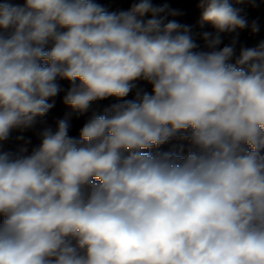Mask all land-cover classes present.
<instances>
[{"label":"clouds","instance_id":"1","mask_svg":"<svg viewBox=\"0 0 264 264\" xmlns=\"http://www.w3.org/2000/svg\"><path fill=\"white\" fill-rule=\"evenodd\" d=\"M244 4L199 0L201 44L166 3L0 0V145L61 93L71 109L0 151V264H264V41L237 55V30L259 32Z\"/></svg>","mask_w":264,"mask_h":264},{"label":"trees","instance_id":"2","mask_svg":"<svg viewBox=\"0 0 264 264\" xmlns=\"http://www.w3.org/2000/svg\"><path fill=\"white\" fill-rule=\"evenodd\" d=\"M164 1L166 2V4L169 5L170 9H176L179 11L197 0H152V3L154 5L159 6V5H163L162 2ZM14 2L23 3V0H14ZM96 2L105 6L109 11H116L108 6L107 0H96ZM132 2L133 0H127V3H128L127 9L130 7ZM241 7H243L244 9L243 14L246 16L249 25L252 23V21L257 22L258 16H257V10L255 9V7L251 6L250 4H244ZM201 13H202V9L198 7L197 9L191 11L190 13L186 14L185 16L178 19L177 21L182 24L189 25L191 29L194 30V34L197 35L198 43L202 44L203 42L199 40V35L205 31H214V29L212 28L210 24L201 23V19H200ZM237 33H238V44H237V54H238L240 46L249 45L254 34L251 32L250 28H246L243 30H237ZM237 33L223 34V44L221 45V47H223L225 44L230 43L233 36L237 35ZM60 84L65 89L69 87V84L67 81H60ZM138 84L139 85L141 84L140 91L151 93L152 86L147 81H139ZM62 96H63V93H61V95L56 98L55 107L51 109L44 117L40 118L39 122L34 128L24 131V132L14 130L11 133L10 138L6 142H3L2 145H0V151H7V152H11L15 154L17 150H20L25 145L23 141H18L16 139L17 136L22 135L25 140L32 141L39 137L38 133L41 130H43V128L51 127L54 121L59 117V115L69 109L67 106H65L62 103ZM111 103H114L112 98L102 101V109ZM88 119L89 117L87 113L79 117L78 119L75 116H73L70 119V124H71L70 135L78 137L80 128L84 125V123ZM170 147H171V144L162 146L164 150H167ZM0 219H2V217H0Z\"/></svg>","mask_w":264,"mask_h":264},{"label":"built area","instance_id":"3","mask_svg":"<svg viewBox=\"0 0 264 264\" xmlns=\"http://www.w3.org/2000/svg\"><path fill=\"white\" fill-rule=\"evenodd\" d=\"M198 2L199 0L193 2L192 4L188 5L187 7L179 10L178 12L180 13L179 15L176 16H170L168 17L169 20H178L180 18H182L183 16H185L186 14L190 13L191 11L195 10L198 8ZM166 2H162V4H165ZM170 8V7H169ZM255 9L257 10V24L259 25V32L255 33L249 43V45L245 46V47H255L257 46L261 41H264V2H261V0H257V5L255 6ZM193 34H194V30H192ZM238 55V54H237ZM141 88V84H138V90H140ZM135 98V91L130 93L128 97H126V99H134ZM113 102L115 101V98H112ZM102 110V101L99 102H95L93 103L90 111L87 113L88 117L90 118V116L92 115L93 112H101ZM69 112H71V109H68L67 111L61 113L59 115V117L54 121V123L52 124V128H55L56 126V121L59 119H63L65 118L66 114H68ZM39 137L32 140L30 144L28 145H24V147H27L28 151H31V148L34 146H37L39 144ZM23 147V148H24ZM21 150V149H20ZM20 150H18L16 153H18ZM15 153V154H16Z\"/></svg>","mask_w":264,"mask_h":264},{"label":"rangeland","instance_id":"4","mask_svg":"<svg viewBox=\"0 0 264 264\" xmlns=\"http://www.w3.org/2000/svg\"><path fill=\"white\" fill-rule=\"evenodd\" d=\"M107 3H108V6L110 8H112V9H114L116 11H118V10H127V6H128L127 0H107Z\"/></svg>","mask_w":264,"mask_h":264}]
</instances>
